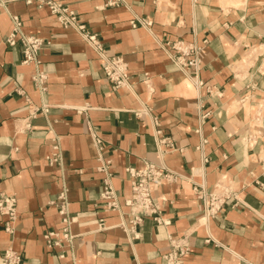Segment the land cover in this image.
<instances>
[{"label":"crops","instance_id":"0c3cea01","mask_svg":"<svg viewBox=\"0 0 264 264\" xmlns=\"http://www.w3.org/2000/svg\"><path fill=\"white\" fill-rule=\"evenodd\" d=\"M2 1L0 193L16 196L17 218L6 231L8 217L0 214V264L8 249L22 264H165L169 237L185 238L183 264H264V0H55L76 13L106 55L127 63L130 85L118 88L96 51L47 6ZM9 14L46 41L38 65L44 93L32 82L34 65L21 63V43L6 42ZM176 41L200 47L184 55L196 65L174 63L180 52L165 43ZM142 107L149 112L135 116ZM153 117L173 148L157 147ZM146 162L180 177L153 188L169 223L145 217L133 236L119 226L132 193L125 168ZM104 181L116 210L99 196ZM217 184L227 196L206 217L193 187L210 193ZM61 192L73 237L48 248L43 235L64 226Z\"/></svg>","mask_w":264,"mask_h":264},{"label":"built area","instance_id":"2783aa9c","mask_svg":"<svg viewBox=\"0 0 264 264\" xmlns=\"http://www.w3.org/2000/svg\"><path fill=\"white\" fill-rule=\"evenodd\" d=\"M25 1L30 3L33 0ZM36 1L39 6H47L49 11L56 16L61 25L66 28L72 27L80 33L84 41L99 55L102 71L113 83L114 87H129L130 74L127 63L119 55H106L96 35L91 34L86 30L84 23L79 21L73 10L55 0ZM119 2L120 0H108L107 5H116ZM0 5H3L2 0H0ZM9 16L12 21V29L6 37V42L10 45H14L18 39L21 43L23 52L21 63L23 65H34L35 71L32 75V82L40 93H44L47 89V77L46 74L39 69L38 65L40 63L39 51L46 41L37 35L23 32L21 19L16 15L9 14ZM137 22L144 26H150L151 24V21L149 20H139ZM137 22L131 21V25L135 27L138 24ZM165 46H170L172 49L180 52V55L178 56L175 54H172L171 56V59L178 67L182 68L188 64H197V59L185 61L184 55L197 53L200 50L199 46L192 43H185L184 41H176L173 43L167 42L165 43ZM200 84V82H196V85ZM46 110V108H42V111ZM132 112L135 116H140L147 114L149 111L142 107L141 109L133 110ZM28 126L29 125L27 124V127ZM157 126L158 119L153 117L152 127L157 147L160 149L163 147L173 148L171 140L168 137L163 136ZM94 140L95 144L101 148V139L97 135H94ZM50 159L56 160L57 154L52 155ZM108 163L109 161H106L105 165H108ZM99 169H104V165L101 164ZM125 170L131 179L132 193L131 196L124 201V204L128 207V211L126 212L127 222L121 221L119 226L125 231L132 233L133 236H137L135 231L138 226L142 224L145 217H151L158 224H168L169 221L162 217L158 199L153 195V188L165 182L176 181L180 175L176 171L166 168L162 164L150 162H146L140 169L128 166ZM260 186L264 188V184H260ZM216 188V191L207 193L202 187H198L197 185L193 187V190L196 191L197 195L204 202V213L206 217H213L219 213L222 210V204L227 196L222 184H217ZM99 196L106 201L105 204L108 209H118L116 193L108 181H104ZM58 198L61 200L60 206H58V213L61 216V221L64 226L61 231L50 230L43 235L48 248L60 245L62 241L70 242L73 237L69 228L73 219L69 216L67 211L64 193L61 192ZM0 214L8 217L5 230L12 231V225H10V222L15 221L17 218L15 195L0 193ZM98 227L99 229L106 227L103 219H100ZM169 243L171 249L163 255L165 264H183L182 257L189 250L185 238L176 239L169 237ZM64 255V252H61L59 257L63 258ZM1 264H22L21 257L16 251L8 249L3 255Z\"/></svg>","mask_w":264,"mask_h":264}]
</instances>
